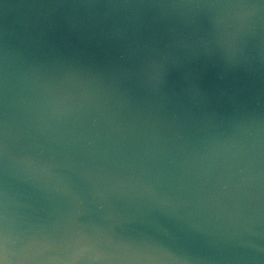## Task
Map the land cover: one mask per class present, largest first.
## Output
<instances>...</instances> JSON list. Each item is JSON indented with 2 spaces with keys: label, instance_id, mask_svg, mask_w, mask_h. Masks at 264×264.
<instances>
[{
  "label": "water",
  "instance_id": "water-1",
  "mask_svg": "<svg viewBox=\"0 0 264 264\" xmlns=\"http://www.w3.org/2000/svg\"><path fill=\"white\" fill-rule=\"evenodd\" d=\"M0 264H264V0H0Z\"/></svg>",
  "mask_w": 264,
  "mask_h": 264
}]
</instances>
